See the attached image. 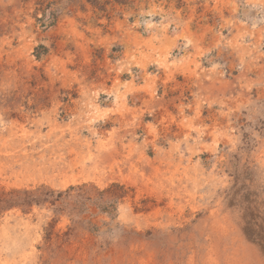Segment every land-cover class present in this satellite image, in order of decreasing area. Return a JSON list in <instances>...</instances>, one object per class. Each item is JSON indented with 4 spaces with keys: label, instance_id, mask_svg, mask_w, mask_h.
<instances>
[{
    "label": "rangeland",
    "instance_id": "obj_1",
    "mask_svg": "<svg viewBox=\"0 0 264 264\" xmlns=\"http://www.w3.org/2000/svg\"><path fill=\"white\" fill-rule=\"evenodd\" d=\"M0 200V264H264V0H0Z\"/></svg>",
    "mask_w": 264,
    "mask_h": 264
},
{
    "label": "trees",
    "instance_id": "obj_2",
    "mask_svg": "<svg viewBox=\"0 0 264 264\" xmlns=\"http://www.w3.org/2000/svg\"><path fill=\"white\" fill-rule=\"evenodd\" d=\"M25 194L27 195V198H25V200H24L26 203H32L34 201H39V200L35 199V197H32L33 193L25 192ZM0 202H1V200H0Z\"/></svg>",
    "mask_w": 264,
    "mask_h": 264
}]
</instances>
